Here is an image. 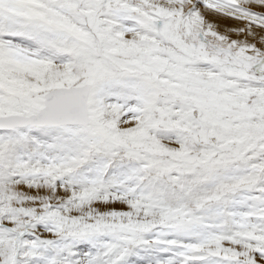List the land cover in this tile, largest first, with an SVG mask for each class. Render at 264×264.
I'll use <instances>...</instances> for the list:
<instances>
[{"label": "snow or ice", "instance_id": "obj_1", "mask_svg": "<svg viewBox=\"0 0 264 264\" xmlns=\"http://www.w3.org/2000/svg\"><path fill=\"white\" fill-rule=\"evenodd\" d=\"M0 264H264V0H0Z\"/></svg>", "mask_w": 264, "mask_h": 264}]
</instances>
